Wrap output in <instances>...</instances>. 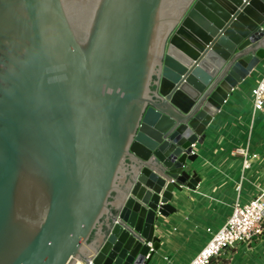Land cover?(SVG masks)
Masks as SVG:
<instances>
[{"label": "water", "instance_id": "95a60500", "mask_svg": "<svg viewBox=\"0 0 264 264\" xmlns=\"http://www.w3.org/2000/svg\"><path fill=\"white\" fill-rule=\"evenodd\" d=\"M263 59L264 0H0V264H151Z\"/></svg>", "mask_w": 264, "mask_h": 264}, {"label": "crops", "instance_id": "0c3cea01", "mask_svg": "<svg viewBox=\"0 0 264 264\" xmlns=\"http://www.w3.org/2000/svg\"><path fill=\"white\" fill-rule=\"evenodd\" d=\"M262 67L264 59L232 90L206 128L203 144L194 145L198 157L192 167L201 180L195 190L174 191L170 203L177 211L167 218L158 216L155 234L161 238V246L151 264H186L194 254L193 250L200 246L196 244L189 251L192 239L202 235L205 227L216 229L224 222L237 192L241 195L245 179V170L241 169L243 157L235 152L237 148L248 144V154L258 156L249 169L255 174L264 169V156L260 153V150L264 151V134H261L264 127L260 128L264 109L253 114L250 104V89L260 77ZM238 171L242 174L240 178ZM248 180L253 182L251 177ZM237 185H240L239 191ZM159 223H163L162 232L157 227ZM218 263L219 260L213 264Z\"/></svg>", "mask_w": 264, "mask_h": 264}, {"label": "built area", "instance_id": "2783aa9c", "mask_svg": "<svg viewBox=\"0 0 264 264\" xmlns=\"http://www.w3.org/2000/svg\"><path fill=\"white\" fill-rule=\"evenodd\" d=\"M251 110L261 112L264 109V67H262L260 77L250 89ZM220 111V110H219ZM253 119V116H252ZM249 127L251 128L252 120ZM249 130V137H250ZM191 153H194V145H191ZM242 155L241 169L247 170L254 160L258 159L256 153L248 154V144L243 148L235 150ZM242 176V174H241ZM240 185H237L239 191ZM162 230L163 223L157 225ZM215 230V231H214ZM204 231L211 234L201 249L191 256L186 264H210L213 260H219L224 251H229L235 243H244L248 248L253 241L257 240L264 233V189H259L256 196L240 202V195L237 192L231 205L230 213L224 222L216 229L207 226ZM161 240V238H160ZM165 260H168L164 257ZM228 259H231L229 257ZM224 259V260H228ZM92 264L91 261L85 263L76 261L74 264Z\"/></svg>", "mask_w": 264, "mask_h": 264}, {"label": "rangeland", "instance_id": "374dc122", "mask_svg": "<svg viewBox=\"0 0 264 264\" xmlns=\"http://www.w3.org/2000/svg\"><path fill=\"white\" fill-rule=\"evenodd\" d=\"M261 127H264V119L260 125V128ZM261 134L263 135L264 131H262ZM260 153L264 156V151L260 150ZM259 172L260 173L255 174L253 169H247L244 171L245 179H243L244 181L242 182L243 185L240 202H244V200L256 196L259 189H264V169H260ZM237 176L240 178L241 171H238ZM249 177L253 179L252 183L249 182ZM210 237L211 234L204 231L202 235L195 237L194 240L192 239L193 242L191 243V249H189V251L194 249L196 244H200L196 250H193L194 254H196ZM229 257H231V259H228ZM224 259L228 260H225L222 263V260ZM215 261L216 260H213L211 264ZM218 264H264V233L261 237L251 243L250 248L244 243H235L232 246V249L224 251L221 254Z\"/></svg>", "mask_w": 264, "mask_h": 264}, {"label": "bare ground", "instance_id": "6f19581e", "mask_svg": "<svg viewBox=\"0 0 264 264\" xmlns=\"http://www.w3.org/2000/svg\"><path fill=\"white\" fill-rule=\"evenodd\" d=\"M257 35H254V37H256ZM77 264H81L80 262H78Z\"/></svg>", "mask_w": 264, "mask_h": 264}]
</instances>
